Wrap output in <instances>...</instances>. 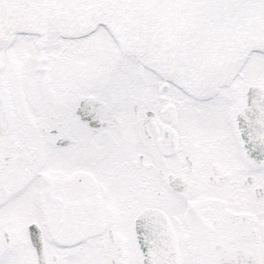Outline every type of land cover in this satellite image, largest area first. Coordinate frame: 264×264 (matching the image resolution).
<instances>
[{"label": "snow or ice", "instance_id": "obj_1", "mask_svg": "<svg viewBox=\"0 0 264 264\" xmlns=\"http://www.w3.org/2000/svg\"><path fill=\"white\" fill-rule=\"evenodd\" d=\"M0 264H264V0H0Z\"/></svg>", "mask_w": 264, "mask_h": 264}]
</instances>
